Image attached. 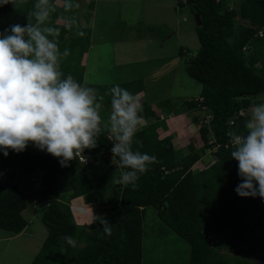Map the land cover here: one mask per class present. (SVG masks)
<instances>
[{"label": "trees", "instance_id": "1", "mask_svg": "<svg viewBox=\"0 0 264 264\" xmlns=\"http://www.w3.org/2000/svg\"><path fill=\"white\" fill-rule=\"evenodd\" d=\"M37 2L24 0L17 10L11 4L0 8V33L10 35L12 24L26 26L28 14L37 10ZM52 2L48 0L45 7ZM178 4L186 5L201 20L199 26L195 25L199 48L185 65L186 74L200 84V95L185 104L189 109L207 110L204 117L196 115L194 120L198 117L201 121V150L215 148L214 160L203 169L192 170L202 152L192 143L185 149L174 146L171 135L159 138L157 129L164 126L166 115L155 113L146 103L140 111L145 124L136 133L133 150L155 156L156 162L140 177L135 190L110 182L124 171L118 164L115 171L91 163L90 156L96 152L107 153L112 163L110 149L115 137L106 126L100 125L97 147L83 153L88 156L86 164L77 158L69 167H62L58 158L33 145L19 154L9 150L7 157L0 151V229L10 235L19 234L27 226L22 211L29 202L23 188L6 182L7 175L42 173L37 196L47 201L39 213L46 236L29 264H145L142 220L147 207H154L162 222L188 244L189 264H262L258 260L263 253L257 235L264 232L260 198L241 197L235 191L241 178L238 162L231 159L233 149L227 133H244L248 118L239 113L264 92V37L255 34L264 25V0H240L238 11L221 0H186ZM31 23H36L35 17ZM247 45L250 51L245 53ZM77 82L81 84L80 76ZM133 83L120 87L136 94L140 88ZM103 87L99 88L110 89L109 85ZM99 92L98 99L102 97ZM102 102L105 112L111 106L110 92ZM135 140L142 141V147ZM186 149L188 152L181 154ZM60 181L68 183L69 198L102 186L111 191L97 215L113 225L111 237L103 234L104 225L96 221V216L88 224L75 222L69 205L60 197ZM65 235H71L78 245H67L61 240Z\"/></svg>", "mask_w": 264, "mask_h": 264}, {"label": "clouds", "instance_id": "2", "mask_svg": "<svg viewBox=\"0 0 264 264\" xmlns=\"http://www.w3.org/2000/svg\"><path fill=\"white\" fill-rule=\"evenodd\" d=\"M23 2L0 0V8L11 4L17 10ZM47 3L48 0H38L37 10L28 14L26 26L12 24L10 35L0 33V151L7 157L9 150L19 154L33 145L58 158L62 167H69L77 158L85 163V150L97 147L102 116L93 95L95 89L82 86L70 74L62 79L64 74L58 63L61 53L57 43L48 39V35L58 33L40 27L49 15ZM32 17L35 24L31 23ZM262 27L264 25L255 33L258 37H264L258 35ZM70 54V50L65 49L62 55L66 58ZM109 92L112 109L109 131L115 137L110 149L112 162L124 170L110 182L135 190L139 186L137 181L149 171L156 157L133 150V141L143 120L139 94L119 85ZM244 129L242 134L227 133L233 149L231 159L238 162L241 178L235 191L241 197L264 199V103L252 109ZM135 144L142 147L140 140H135ZM32 202L34 207L47 205V201L39 198ZM97 220L104 225L103 234L111 237L113 225L98 216ZM61 240L73 248L77 246L71 235L62 236ZM258 260L264 264V256Z\"/></svg>", "mask_w": 264, "mask_h": 264}, {"label": "rangeland", "instance_id": "3", "mask_svg": "<svg viewBox=\"0 0 264 264\" xmlns=\"http://www.w3.org/2000/svg\"><path fill=\"white\" fill-rule=\"evenodd\" d=\"M221 1L226 3V6L233 7L238 11L240 0H230L229 3L225 0ZM90 7L93 8L92 14H94L91 31L94 45L97 47L95 53L98 54V63L94 69V67L90 65L92 60L90 57L89 65L84 76L86 78L84 80L89 87L93 86V88L96 89L93 93L96 98L99 96V91H101L102 97L108 95L109 91L99 88L101 86H104L103 88L105 89L108 85L111 88L116 85L121 86L125 83H130L133 78L130 67H134V64H131V62H137V60L132 57L138 55L145 56L147 59L142 63L141 70L143 69L148 73L149 69H151L149 66L151 64L154 69L156 67H159L157 70L160 69L153 84L148 82L149 85H145L139 80L140 77H135L136 81L134 80L133 84L136 88H142L144 85V88L151 91L150 96L147 98L148 103L155 100L162 112L164 114H169L168 112L172 109L174 102L171 100L175 99L177 96L184 95L186 100H189V98L194 99L196 96L199 97L198 92L201 89L200 84L189 77L185 71L186 61L193 57L199 48L194 15L191 14L187 6L180 8L179 23L172 28L170 32H167L164 28V23L161 20L163 14L157 12L154 4H151L149 0H135L133 2L129 0H121L120 2L119 0H97L89 5V9ZM182 17H185V21L182 20ZM40 27L42 30L45 28L50 29L46 22L41 24ZM176 30H178V34L175 33ZM131 35H145L150 39L141 42L143 48H139L138 45L140 43H138L137 40H133L129 42L131 46L128 45L127 48L117 49L118 46H126V44H128L126 41L129 40L128 38ZM80 36L81 35H79V37ZM57 45L61 53L58 58L59 70L61 71L63 66L68 67L69 72L67 74H70L74 78L78 77L79 72H81L78 63L82 50L77 49L76 51H71V49L66 48L64 44ZM116 45L118 46L115 49ZM65 49H69L71 53L66 58L62 55ZM127 55L131 57L129 60ZM162 58L164 59L163 61ZM154 61H158V63L154 65ZM171 65H174L173 68L169 67ZM116 70H118L117 73L114 72ZM105 71L108 72L106 74V77L109 79L108 81L105 80ZM124 74L126 75L122 79H118L119 76ZM164 95L165 97H163ZM102 101L103 99L97 98V102L100 106H103ZM261 103H264V96L260 95L253 98L252 105L247 111L248 116L251 115L252 109ZM199 116L200 118L202 116L204 117V113L199 112ZM107 122L109 123V119ZM170 124L171 126L173 125L174 128L182 126L180 121H173V123ZM185 133H187V131H185ZM196 137L197 141H195ZM183 138V141H185L183 145L185 146L188 143L193 144L195 142L196 150L202 152L200 155L201 157L204 156L206 161L205 163L198 162L194 164L192 170H197L198 168L203 169L206 164L214 160L213 153L215 148H211L212 151L207 148H205V151H202L201 149L203 148L200 147L203 145V142L201 141L200 135L198 136L197 133H193ZM179 143L182 144L180 141ZM179 143L175 142V146L185 149V146H183L184 148L178 146ZM186 152H188L187 149L183 150L181 154H185ZM90 160L91 163H96L103 169L113 168V170L118 171L117 164L110 162L107 153H93L90 156ZM41 175L42 173L37 171L27 175H19L16 173L12 176L7 175L9 177L6 179V182L15 183L18 187L23 188L26 193V199L31 205L33 197H36L35 195L40 188ZM59 192L61 199L67 202L69 206L77 201L76 199L73 200V203L69 201L71 189L67 182H59ZM110 194L111 191L102 186L91 196L87 194L82 196L85 197V203L90 201L95 204L96 200H100L101 204H99V206L104 208V197ZM35 210L36 208L27 207L25 211L22 212L28 225L24 227V231L18 236L7 240L5 236L9 235V233L6 230L0 229V264H29L39 250L46 236V228L40 220V210ZM75 214L77 213L75 212ZM259 214L264 222V199H262L260 203ZM142 222L143 259L145 264H189L188 244L162 222L154 207L146 208ZM77 224L81 225L78 221ZM257 235H261L260 248L262 252H260V254L263 253L264 256V235L262 236L261 233ZM222 252L225 253L224 250Z\"/></svg>", "mask_w": 264, "mask_h": 264}, {"label": "crops", "instance_id": "4", "mask_svg": "<svg viewBox=\"0 0 264 264\" xmlns=\"http://www.w3.org/2000/svg\"><path fill=\"white\" fill-rule=\"evenodd\" d=\"M96 1L97 0H53L51 6H49L47 8L49 11V15H48L47 19L44 21V23L46 22L49 25L50 29H53V30H55L56 33H58V34L48 35L49 40H52L54 43H57V44H64L65 47L70 48L71 51H76L77 49L78 50L83 49L81 54H80V61L78 63L79 67L81 68V72H79L78 77L79 76L81 77V85L84 87H89L88 84L86 83V81L84 80L86 78L84 76L86 73V69L89 65L90 57L92 58L90 65L93 66L94 69L96 68V65L98 63V54L95 53V49L97 47H96V45H94V40L92 37V31H91L92 30L91 24H92V20L94 18V14H92L93 8L90 7V9H89V5H91L92 3L96 2ZM120 1L121 0H119V2ZM129 1L133 2L135 0H129ZM149 1L151 2V4H154L157 12H161L163 14V17L161 20L164 23V28L167 30V32H170V30L172 28H174L179 23L180 8H182L186 5L180 6L178 4L179 0H149ZM225 1H227V3H229L230 0H225ZM236 2H235V4H236ZM141 7H143V6H141ZM228 7L231 8L230 6H228ZM144 14H146V13H144ZM182 20L185 21V17H182ZM237 20H239V17L237 18ZM240 21L243 24H248V22L246 20H240ZM80 30H81V32L84 33V35L79 37V33H80L79 31ZM175 33L178 34L179 33L178 30H176ZM130 37L128 38L129 40L126 41L128 43V44H126V46L116 45L115 49L117 48V46H118L117 49H124L125 47L127 48V46L129 45V42L133 41V40L134 41L137 40L138 43H140L138 45V47L143 48V45H141V42L148 41L150 39V38L146 37L145 35H141V36H136V35L132 36L131 35ZM129 46H131V45H129ZM150 47H152V46H150ZM243 51L245 53H248L250 51V46L247 45L243 49ZM127 56H128V60H129V58H131V57L129 55H127ZM132 58L136 59L137 62H134V63L131 62V64H134V67H130L131 73L133 75V78L131 79L130 82L134 81L135 77L136 78L140 77L139 80H141L142 83H144L145 85H149L148 82H150V84H153L154 79L157 77V73L160 72V69L157 70L159 67H156L154 69L152 67V64H151V65H149L151 67V69H149V71L147 73V71H144L143 69L141 70L142 63L147 60L146 57L138 55V56L132 57ZM163 60L164 59L162 58V61ZM151 61H153V60H151ZM157 63H158V61H154V65ZM174 65H175V63H174ZM174 65H171L169 67L173 68ZM256 67L260 68L261 67L260 63H257ZM61 72L65 76L63 78H67V76L69 75V74H67L69 72L68 67L63 66ZM114 72L117 73L118 70H116ZM107 73L108 72L105 71V80L106 81L109 80L106 77ZM261 74H262V76H264V70L262 71ZM125 75L126 74L119 76L118 79H122ZM78 77H76V78L73 77V78L76 81H78ZM198 93H199L198 94V96H199L200 91ZM136 94H139V99H140L141 104L146 103L147 105H149L151 110L155 111V113H158V114L160 113V115H164V113H161L162 112L161 108L158 107V105L156 104L157 102L155 100H152L150 103L147 102V98H148V96H150L151 91L144 88V85L142 88L140 87V89L138 90V92ZM163 97H165V95ZM194 98H197V96ZM189 100H190V98H189ZM171 101H174L173 105H172V109H178L179 112H174V111L170 110V112H168L169 114L166 113L165 114L166 117L164 119V122H165L164 126H159V128L157 129V132H158L159 138H163L164 136L171 135L172 136V142H173L174 146H175V142L179 143V141H180L182 144L179 143L178 146L183 147V146H185V145H183L185 142V141H183L184 136L192 135L193 133H197V135L199 136L198 129H199V125H200L201 121L198 122L199 121L198 117H200V116H198L196 118V120H194L195 119L194 117L196 115H199V112L200 113L203 112L206 115L207 110L205 108L201 111L198 110L197 108L189 109L190 106L185 104L186 99H185L184 95L177 96L175 99H173ZM251 105H252V103H251ZM103 108H104V106L101 105L99 110L101 112H103V110H102ZM249 108L243 110L242 114H240V115H243L244 117L249 118L250 116H248V112H247ZM111 111H112V109L110 106L109 109L105 110V112H103L101 114V116H102L101 126H106V127H108V129H109V123L107 122V120L109 118ZM173 121H175V122L180 121L182 123V126L179 128H174L173 125L171 126V124H170V123H173ZM144 124H145V121L143 119L141 121L140 127L143 126ZM184 130L187 131V133H185ZM180 138H182V139H180ZM195 141H197V137H196ZM193 145L195 146V142L193 143ZM195 148H196V146H195ZM200 148H203V145ZM208 150L212 151L211 149H208ZM198 162L205 163L206 161L204 159V156L200 157V159L195 164H197ZM210 163L206 164V166L209 165ZM15 174H12V175H15ZM12 175H10V176H12ZM19 188H21V187H19ZM96 191L97 190L90 192L87 195L91 196ZM34 198L38 199L37 196L33 197V199ZM84 198L85 197H83L82 195L75 197V198H70L69 201H72V203H73V200H75V199L77 201L74 202L73 204H71V206H69V207H70V210L72 212V215H73L76 223L78 221L81 224H84V223L88 224L91 222V220L94 218V216H97L98 214L101 213L102 208H101V206H99L100 203L98 202V200L95 201L96 202L95 204L91 203L90 201L85 203ZM260 200L262 201L261 198H260ZM43 206L44 205H42L40 207L39 206L34 207L33 202H31V205L29 203L28 208L32 207V208H36V210H37L40 208L42 209ZM262 206H261V209H262ZM23 211H25V209ZM75 212L77 214H75ZM77 218H78V220H77ZM24 229L25 228H23V230L20 233H22L24 231ZM259 233H257V234H259ZM19 234H16V235H10L9 234V235H6L5 238L7 240H10L11 238L18 236ZM261 234L263 236L264 232H261ZM258 236L260 237L261 235H258Z\"/></svg>", "mask_w": 264, "mask_h": 264}, {"label": "built area", "instance_id": "5", "mask_svg": "<svg viewBox=\"0 0 264 264\" xmlns=\"http://www.w3.org/2000/svg\"><path fill=\"white\" fill-rule=\"evenodd\" d=\"M182 2H185L186 0H181ZM258 35L259 36H264V27H262L259 31H258ZM108 135V137H112L110 134H107ZM84 156H85V158H86V162L85 163H82V164H86L87 162H88V156L86 155V154H83ZM78 160H79V158H78ZM80 161V160H79Z\"/></svg>", "mask_w": 264, "mask_h": 264}, {"label": "water", "instance_id": "6", "mask_svg": "<svg viewBox=\"0 0 264 264\" xmlns=\"http://www.w3.org/2000/svg\"><path fill=\"white\" fill-rule=\"evenodd\" d=\"M194 20H195V25L199 26L201 24V20L198 14H194Z\"/></svg>", "mask_w": 264, "mask_h": 264}]
</instances>
